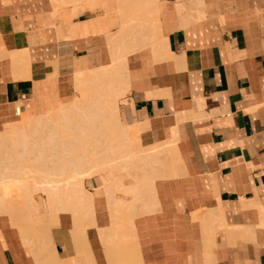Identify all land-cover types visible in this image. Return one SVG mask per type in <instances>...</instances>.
<instances>
[{"label": "crops", "instance_id": "0c3cea01", "mask_svg": "<svg viewBox=\"0 0 264 264\" xmlns=\"http://www.w3.org/2000/svg\"><path fill=\"white\" fill-rule=\"evenodd\" d=\"M75 2L0 0V132L23 114L78 97L74 75L129 49L128 41L107 40L131 20L123 39L151 38L159 52L148 42L126 54L120 119L140 128L143 147L173 140L180 159L154 179L152 212L133 219L141 264H264V0ZM19 49L28 57L23 74L10 60ZM103 175L83 181L92 195L86 236L95 264H108L98 233L111 224ZM0 219V264H36ZM71 228L68 212L51 228L60 260L76 256Z\"/></svg>", "mask_w": 264, "mask_h": 264}, {"label": "bare ground", "instance_id": "6f19581e", "mask_svg": "<svg viewBox=\"0 0 264 264\" xmlns=\"http://www.w3.org/2000/svg\"><path fill=\"white\" fill-rule=\"evenodd\" d=\"M62 1L64 3H73L76 0ZM145 2L147 3V7L148 5L150 7V5L152 6L153 4V0H145ZM138 13H141V10H139ZM133 24L134 23L131 22V20L127 21L125 24H123V30L127 29L126 33L123 31V33L121 32V34H117L115 37H112L110 39L108 38V40L106 39L108 44H118L119 42L125 43L128 41L129 43H132V46L129 49H123L122 51L118 50L119 53L115 52L116 54L113 55L112 63L109 66L100 67L95 70L74 75V86L75 90L79 94L78 97H76L71 102L60 104L57 109L53 110L52 112H46V114L38 115L36 117L33 116L31 118L28 115L23 114L22 119L19 122L11 123L8 125L6 124V129L0 132V157L3 156L4 158L6 157V159H10L8 161L14 159L12 161H14V163H17L18 167L21 168L20 170H22L19 171V168H14L15 170L17 169V175L22 177L19 179L20 181L17 180L20 183L16 184V186L19 185V188L22 187L19 190V188H17L16 186L14 188H9V182L11 178L8 177L6 173L10 172V175L12 176L14 172L11 170L6 171L9 166L7 167L3 165V167H0V172H3L2 170H4L3 174H5V178L0 177V217H4L7 220L6 222H8V224L12 228L18 230L20 240H22L23 244L30 247L34 246L35 253L32 254L34 256L36 264H45V262L46 264H50L49 262H51V260H46V254L53 255V257L48 255V257L50 258H54V255L57 254L56 251L54 252V245L51 246L50 249H48V243L46 245L45 241L41 239V237L43 238V235H45L44 233H46V231L42 233L43 230H47V232H49V227L46 226L47 229H45V227L41 228L39 227V224L46 225V222L49 223L53 221L55 224L57 222L58 225L59 214L62 212H68L71 214L72 228L69 231V234L73 245L76 244L77 241L81 239L83 240H81L83 243L79 241L80 244L77 243L78 245H75V251H77L75 253H79L80 251L85 250L83 251L85 252V255L86 252L87 256L90 257L91 255V251L89 250L90 248L88 246L89 242H87L86 229L87 227H93L92 225H94V212L92 209V195L91 193H87L88 191L85 190L83 181L84 179L90 178L97 174L106 175L108 172V167L104 166L105 162L101 161L105 159L107 155H101V149L96 148L98 146L87 145V143L90 141L85 136L83 137L82 134L85 126H89L91 131H94L95 126L101 129V131L103 132L110 130L112 133V138L110 141L111 143L115 142V145H112L111 148L106 149V153L112 155V158H110L113 159L112 164L115 166L117 172H120L116 173L115 181L113 182V184H107V181L104 179V177H101L102 182H105L102 187L105 190V196L108 200L107 204L111 205V203H115L113 202V198H115L116 191H122L126 193V195L128 194L131 198L130 201H127V204L117 202L115 209L113 208L110 210L111 217L109 216V218H111V224L109 227H105L99 230L97 229L100 237L99 239L101 240V245L105 252L104 256H106L107 259L106 262L108 264L142 263V258H140L137 253V247L135 243L136 237L134 236L135 233L133 229V219L135 216L141 213L138 211V208L136 206V203L141 200V197H139L140 192L144 193V191L142 190H146V192L148 191L151 193L154 179L156 177H160L161 175L165 176V174H168L169 172L171 173L172 168L180 159H178V157H174L173 140H169L168 143L160 142L161 144L154 146L152 145V147H143L140 144L139 139L140 128L136 124L127 125L120 119L116 97L121 91L120 87H126L127 77L125 76V70L123 71V68H125L126 54L141 45L143 46V44H146L148 42L153 44L155 52H159V47H157L154 41L150 40L151 38L146 40H135V38L132 40L123 39V35L128 33L129 27H133ZM10 58V60H12L13 69L15 68V71L17 70L21 73L23 69H27L28 57L26 56L25 52L22 51V49H19V53L16 54H14L13 52V54L10 55ZM16 76L13 75V77ZM23 77H25V75ZM92 83H94V85H91V87H84L85 84L89 85ZM110 92L111 96L114 99L112 100L110 99L112 97L107 96L111 101L106 100L105 102L103 98H106V94L108 95V93L110 94ZM64 111H68V113H64ZM192 114H194V112ZM34 117L36 118L35 120H33ZM127 141H131L130 144H128ZM74 144L78 145L75 146ZM87 148L90 150V153L88 155L86 152ZM125 148L130 149L124 151ZM175 158H177L178 160L176 161ZM6 159L2 158V160L7 161ZM15 160L17 161L15 162ZM52 160L56 162L54 163ZM29 161L34 163L35 165L40 166V168H35L34 170L30 169L31 175L30 172H28L29 174H27L26 172L29 170L25 171L24 167H21V163L26 164ZM66 167H68V169ZM32 171H36L37 174L40 173L38 176L34 172L38 179L37 177L35 178L33 176ZM123 172H126V176L131 178L132 182H130V184L123 183L124 175L119 176ZM25 173L26 175H24ZM27 175H30V179L27 178ZM0 176H2L1 173ZM31 176L34 177L35 180H31ZM31 183L32 185H30ZM26 184L29 185L26 186ZM14 189L16 190V194ZM32 189L34 191L41 190L42 192L46 193L45 205H47L48 208L54 207L55 210L53 208H49L48 211L47 208L45 210L49 212L48 215H46V211V213L44 212L45 215L41 214L38 211V208L42 204L41 202L35 200V198L31 195L30 191ZM7 190H9V192L13 191L15 195L12 192L11 195ZM22 191H25L26 195L25 192ZM34 191L32 192L34 193ZM63 191L66 193H64ZM18 192L21 194H19ZM61 194H64V198ZM148 205V203L142 204V207L144 209L143 212H148V210L145 209L146 207L148 208ZM57 207H59L60 209ZM149 210L152 212L151 209ZM112 211L114 212V215L112 214ZM143 212L142 214H145ZM0 226L2 225L0 224ZM40 231H42V234L40 233ZM204 236H206V234ZM209 238L211 239V237ZM46 242L50 243V241ZM79 245L80 247H78ZM52 247L54 249H52L53 251H50ZM47 249L50 252L47 251ZM56 256L58 257V255ZM71 259L72 258L65 259L66 262H64V264H67V262L69 264H76ZM91 259L92 258L89 259L87 257V262L88 260L90 262ZM89 262L88 264L91 263ZM92 263L95 264L94 261H92Z\"/></svg>", "mask_w": 264, "mask_h": 264}, {"label": "rangeland", "instance_id": "374dc122", "mask_svg": "<svg viewBox=\"0 0 264 264\" xmlns=\"http://www.w3.org/2000/svg\"><path fill=\"white\" fill-rule=\"evenodd\" d=\"M91 85H94V83H92V84H85V86L84 87H91ZM120 92H119V95L116 97V102L118 101V99H119V97H121L123 94L121 93L123 90L120 88ZM77 92V91H76ZM77 94H78V92H77ZM79 95V94H78ZM107 96H110V97H112L111 96V92H110V94L108 93V95L106 94V98H103V97H105V96H103L102 98H103V100L106 102V100H109V101H111L110 99H114L113 97L112 98H110L109 99V97H107ZM108 98V99H107ZM109 101H107V102H109ZM64 113H68V111H64ZM36 117V116H35ZM34 117V119L33 120H35L36 118ZM31 118V117H30ZM50 127V126H49ZM48 128V127H47ZM53 128V127H52ZM45 129V128H44ZM49 129V128H48ZM47 129V130H48ZM100 131H101V129H99L97 126H95L94 127V131H91L90 130V128H89V126H85L84 127V130L82 131V134H83V137L85 136L90 142H88L87 143V145L88 146H98V147H96V148H99V149H101V151H102V153H101V155H107V157L105 158V159H103V160H101V161H103V162H105V165L104 166H107L108 167V172H107V174L106 175H103V177H104V179L107 181L106 183L107 184H113V182L115 181V175H116V173H119L120 171H118L117 172V170L115 169V166L112 164V162H113V159H110V158H112V155H110V154H108V153H106V149H109V148H111V146L112 145H115V142H112L111 143V138H112V133H111V131L110 130H107V131H105V132H103V131H101V133H100ZM128 142V141H127ZM130 142L131 141H129L128 142V144H130ZM121 144H123V143H121ZM75 146H77L78 144H74ZM125 145V144H124ZM127 148V147H126ZM125 148V150L124 151H127V150H129V149H126ZM110 151H111V149H110ZM86 152H87V155L90 153V150L87 148V150H86ZM86 154V153H85ZM1 159H0V167L2 166L3 167V165H5V166H9V168H11V169H7L6 171H9V170H11V171H13L14 172V174H12V176L10 175V172H8V173H6V171H5V173L7 174V176L8 177H10L11 178V180H10V182H9V184H10V187L9 188H14L15 186H16V184H19L20 182H18V181H20L19 179L20 178H22V177H20L19 175H17V173H16V170L14 169V168H19V171H22V170H20L21 168L20 167H18V164L17 163H14V161H12V160H14V159H11V161H8V160H10V159H6V157L4 158L3 156L2 157H0ZM2 158L3 159H6L7 161H5V160H2ZM50 160V159H49ZM17 160H15V162H16ZM53 161V160H52ZM54 163L56 162V161H53ZM18 163H20V162H18ZM28 163V164H27ZM26 164L24 163V164H22L21 163V167H24V170L26 171V170H29V171H26L27 172V174H29L28 172H30V169H35V168H40V166H38V165H35L34 163H32V162H27ZM49 163H51V162H49ZM8 164H10V165H8ZM12 168H13V170H12ZM25 168H27V169H25ZM67 169H68V167H66ZM3 169V168H2ZM6 169V168H5ZM23 169V168H22ZM1 171V170H0ZM3 172H0L1 174H2V176H0L1 178H5V174H3L4 173V170H2ZM24 171V172H25ZM36 171H37V169H36ZM36 171H34L35 173H36ZM24 172H22V173H24ZM33 172V171H32ZM34 172H33V176L36 178L37 176L34 174ZM15 173H16V175H17V177H16V175H15ZM20 174V173H19ZM37 174V173H36ZM40 174V173H39ZM39 174H37L38 176H39ZM123 175H124V178H123V183L124 184H130V182H132L131 181V178H129L128 176H126L127 175V173L126 172H123L122 173ZM14 175V176H13ZM21 175V174H20ZM24 175H26V173L24 174ZM30 175H31V172H30ZM29 175V176H30ZM100 175H102V174H100ZM28 176V175H27ZM29 176L27 177V178H29ZM34 177H32L31 176V180H33L34 179ZM40 177H41V175H40ZM39 177V178H40ZM54 178V177H53ZM56 178V177H55ZM23 179H24V176H23ZM30 179V178H29ZM37 179H38V177H37ZM130 180V182H125V180ZM18 180V181H17ZM35 180V179H34ZM24 181V180H23ZM25 181H26V178H25ZM18 182V183H17ZM29 182V181H28ZM31 182V181H30ZM33 182V181H32ZM15 185H14V184ZM53 184H55V183H53ZM103 184H105V182H103ZM27 185H29V184H26V186ZM30 185H32V183L30 184ZM23 186V185H22ZM25 186V185H24ZM25 186V187H26ZM17 188H19V185L18 186H16ZM34 187V186H33ZM22 188V187H21ZM21 188H19V190L21 189ZM32 188V187H31ZM15 190V189H14ZM23 190V189H22ZM8 192H9V190H7ZM27 191V190H26ZM29 191V190H28ZM32 191H34L33 189L30 191L31 192V195L34 197L35 196V198L36 199H41L42 197H43V195L42 194H44L45 195V200H41L42 202H41V204L42 205H40V207H39V212L41 213V214H44V212L46 211L47 212V214L46 215H48V211H49V208H53L54 210H55V208L54 207H49L48 208V206L47 205H45V203H46V193H44V192H42L41 190H35L34 191V193L32 192ZM65 191V190H64ZM63 191V192H64ZM87 191V190H86ZM142 191H144V193L143 192H140V195H139V197H141V200H139V202H137L136 203V206H137V208H138V211L139 212H143V207H142V204H147L149 201H151V200H153V198H152V196H151V193L150 192H146V190H142ZM12 193H13V191H11ZM11 192H9L10 194H11ZM22 192H25V191H22ZM30 192H29V194H30ZM122 191H116L115 192V198H113V202H115V203H111V205H109V210H111V209H115V207H116V205H117V202H119V203H128L127 201H130V196L127 194L126 195V193H124V192H122ZM19 193V192H18ZM28 193V192H27ZM33 193V194H32ZM61 193V192H60ZM59 193V194H60ZM64 193H66V192H64ZM88 193V192H87ZM117 193H120V194H122V195H124L125 197L127 196L128 198H129V200H117L116 199V194ZM124 193V194H123ZM14 194V193H13ZM15 194H16V190H15ZM14 194V195H15ZM19 194H21V193H19ZM22 194H24V193H22ZM143 196H142V195ZM12 195V194H11ZM25 195H26V192H25ZM62 195V194H61ZM64 195V194H63ZM63 195H62V197H63ZM20 196V195H19ZM143 197V198H142ZM151 197V198H150ZM64 198V197H63ZM145 200V201H144ZM149 200V201H148ZM46 207V208H45ZM48 208V209H47ZM57 208H59V207H57ZM56 208V209H57ZM45 209H47V210H45ZM60 209V208H59ZM63 209V208H62ZM145 209H147V207L145 208ZM51 211V210H50ZM45 212V213H46ZM112 214L114 215V212L112 211ZM45 215V214H44ZM49 223H50V225H49ZM46 222V225H40L39 224V227H41V228H44L45 227V229H47L46 228V226L47 227H49L48 228V230H49V232H47V230H43V232L42 231H40V233L42 232V233H44L45 231H46V233H44L45 235H43V238L41 237V239L43 240V241H45V244L47 245V243H48V245H49V248L48 249H50V247L51 246H53L54 245V243H53V239H52V236H51V228L53 227V226H57V222H56V224L52 221V222ZM41 224H44V223H41ZM53 224V225H52ZM15 229V228H14ZM16 231H17V233H18V236H19V238H20V235H19V232H18V230L17 229H15ZM41 233V234H42ZM82 240V239H81ZM81 240H79L80 242H82ZM22 241V240H21ZM46 241H50V243L49 242H46ZM79 241H77V243H79ZM73 243V242H72ZM74 244V246L76 245H78V244ZM83 243V242H82ZM80 244V243H79ZM30 247V246H29ZM48 247V246H47ZM54 247V246H53ZM51 248V250L50 251H53L52 249H54V248ZM78 247H80V245L78 246ZM30 248H33V249H31L33 252V254L35 253V250H34V246H32V247H30ZM86 248V247H85ZM47 249V251H49ZM76 249V248H75ZM81 249H83V248H81ZM80 250V249H79ZM78 250V251H79ZM90 250V249H89ZM49 251V252H50ZM56 250H54V252H55ZM83 251H85V250H82V251H80L79 253H76V256L75 257H71L72 259V261H74V263H76V264H88V262H89V260H88V262H87V257L90 259V258H92V256L90 255V257L89 256H87V252H86V255L84 254L85 252H83ZM48 252V253H49ZM53 252V253H54ZM77 252V251H76ZM82 252V253H81ZM90 252V251H89ZM52 253V252H51ZM48 255L49 254H46V260L47 259H49L48 261H50L51 260V262H49L50 264H64V262H66V260L64 259V260H60V259H58V257L56 256V255H54V258H52L53 257V255H49V256H52L51 258L50 257H48ZM85 256H87V257H85ZM34 257V256H33ZM57 257V258H56ZM54 259V260H53ZM92 261H93V258L91 259ZM90 260V262L92 263V261ZM67 261H70V260H67ZM71 261V262H72ZM89 262V263H90ZM73 263V262H72ZM90 263V264H91ZM67 264H69L68 262H67ZM71 264V263H70ZM93 264V263H92Z\"/></svg>", "mask_w": 264, "mask_h": 264}]
</instances>
